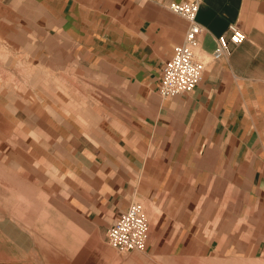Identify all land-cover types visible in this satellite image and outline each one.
Here are the masks:
<instances>
[{
  "label": "crops",
  "instance_id": "crops-1",
  "mask_svg": "<svg viewBox=\"0 0 264 264\" xmlns=\"http://www.w3.org/2000/svg\"><path fill=\"white\" fill-rule=\"evenodd\" d=\"M171 1L0 0L3 98L37 95L15 114L47 169L45 207H0V264H264V0H202L203 78L163 97L188 27ZM230 23L246 39L213 59ZM135 201L149 236L120 251L107 229Z\"/></svg>",
  "mask_w": 264,
  "mask_h": 264
},
{
  "label": "built area",
  "instance_id": "built-area-1",
  "mask_svg": "<svg viewBox=\"0 0 264 264\" xmlns=\"http://www.w3.org/2000/svg\"><path fill=\"white\" fill-rule=\"evenodd\" d=\"M202 0H173L169 8L188 21L183 41L174 46L172 56L162 67L159 93L171 97L192 91L203 78L206 61L198 57L200 34L203 26L197 20V12ZM246 39V33L238 23H230L227 30L217 38L212 52L213 59L221 58L231 45L237 46ZM149 236V222L144 205L135 201L122 212L107 229V240L120 251L142 249Z\"/></svg>",
  "mask_w": 264,
  "mask_h": 264
},
{
  "label": "rangeland",
  "instance_id": "rangeland-1",
  "mask_svg": "<svg viewBox=\"0 0 264 264\" xmlns=\"http://www.w3.org/2000/svg\"><path fill=\"white\" fill-rule=\"evenodd\" d=\"M0 48L4 49L3 46ZM12 58L10 52H0V207L5 214H12V207H21L22 212L27 207L47 205V169L35 162L33 149H28L24 143L27 133L21 132L22 121L19 118L23 112L15 114L19 103L29 108L37 100V95L32 93V98L22 100L3 98L4 94L13 96L9 89L14 88L13 85L17 86L13 84L11 73L12 68H15ZM20 70L21 73L24 71L22 68ZM201 262L196 260L195 264ZM182 264L190 263L182 261Z\"/></svg>",
  "mask_w": 264,
  "mask_h": 264
}]
</instances>
